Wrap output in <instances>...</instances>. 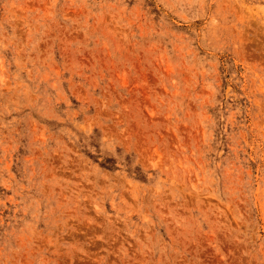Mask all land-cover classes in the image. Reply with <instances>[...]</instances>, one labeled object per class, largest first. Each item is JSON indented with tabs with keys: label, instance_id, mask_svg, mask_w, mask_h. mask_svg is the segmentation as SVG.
Returning a JSON list of instances; mask_svg holds the SVG:
<instances>
[{
	"label": "rangeland",
	"instance_id": "1",
	"mask_svg": "<svg viewBox=\"0 0 264 264\" xmlns=\"http://www.w3.org/2000/svg\"><path fill=\"white\" fill-rule=\"evenodd\" d=\"M0 264H264V0H0Z\"/></svg>",
	"mask_w": 264,
	"mask_h": 264
}]
</instances>
